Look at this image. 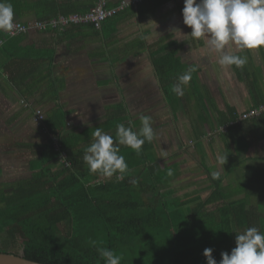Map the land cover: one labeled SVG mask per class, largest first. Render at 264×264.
<instances>
[{"label":"crops","instance_id":"crops-1","mask_svg":"<svg viewBox=\"0 0 264 264\" xmlns=\"http://www.w3.org/2000/svg\"><path fill=\"white\" fill-rule=\"evenodd\" d=\"M120 1L112 0L111 5ZM4 2L13 6V22L28 24L87 13L98 0ZM183 6L184 0H141L128 6L115 25L107 23L100 34L89 27L64 32L33 30L15 39L0 32L4 35L0 37V122L7 119L9 134L14 135L10 137L16 140V149L0 153V185L31 180L39 168L31 163L38 160L41 143L19 144V140L33 139L32 133L21 137L13 129L34 117L35 109L43 111L44 121L53 110L62 108L70 125L67 134L109 125L112 129L105 133L114 136L115 142L118 124L137 131L139 117H151L150 105L159 104L173 118L171 129L163 130L166 139L162 146L167 147L163 153L157 150L159 133L153 128L152 156L162 167L178 165L172 188L182 197L199 195L205 200L213 189L212 174L217 173L225 202H240L248 212L240 216V230L232 225L227 234L236 239V233L253 226L264 232V112L230 127L221 126L230 112L239 116L264 105V46L243 52L233 46L235 54L247 57L246 65L221 67L218 54L204 40L188 35L191 29L183 23ZM175 29L188 36L175 39L179 35L173 33ZM173 50L183 64L198 72L196 88L182 87L178 78L184 72L172 77L170 83L183 92L175 95L177 101L165 96L152 64L153 58ZM4 156L12 169L1 167ZM217 203L218 220L228 224V213H222L226 211L224 201ZM62 225L66 227L59 225L63 232Z\"/></svg>","mask_w":264,"mask_h":264},{"label":"trees","instance_id":"trees-1","mask_svg":"<svg viewBox=\"0 0 264 264\" xmlns=\"http://www.w3.org/2000/svg\"><path fill=\"white\" fill-rule=\"evenodd\" d=\"M128 8L116 11L100 28L90 24L73 27H89L100 34L107 23L115 25ZM2 50L6 52L4 47ZM18 56L9 55L23 58ZM152 64L165 96L171 97L177 95L172 77L194 68L179 60L177 50L153 58ZM197 79L195 69L188 86L196 88ZM239 118L230 112L221 126L230 127ZM69 126L62 108L48 114L41 125L46 139L38 145V160L31 163L39 167L32 179L0 185V233H7L5 240L14 246L23 239V258L41 264H105L97 252V247H104L129 250L133 258L136 252L139 264H207L203 252L212 248L219 264L222 252L231 253L235 238L227 233L232 232V225L239 231L240 216L248 212L240 202H225L219 178L211 179L213 189L205 200L199 195H178V189L172 188L178 165L162 167L152 156V141L145 142L139 155L119 146L128 171L122 178L116 174L101 180L100 174L89 172L82 155L94 141L96 128L67 134ZM108 126L99 128L105 133L112 129ZM220 199L228 224L218 220ZM60 224L65 225L66 233L59 229ZM0 253L9 251L5 248Z\"/></svg>","mask_w":264,"mask_h":264},{"label":"clouds","instance_id":"clouds-1","mask_svg":"<svg viewBox=\"0 0 264 264\" xmlns=\"http://www.w3.org/2000/svg\"><path fill=\"white\" fill-rule=\"evenodd\" d=\"M182 16L183 23L191 29L188 35L196 40H204L209 49L218 54L221 67L243 68L246 65L247 57L235 54L233 46L240 52L264 46V0H184ZM13 21L12 4L0 0V32L11 33ZM173 33H179L174 37L177 40L188 36L180 29H175ZM192 71L195 68L178 79L187 84ZM173 91L183 94L179 85ZM139 120L141 126L137 131L123 123L118 124L115 142L101 128L95 129L92 133L94 141L83 155L90 173L105 177L118 174L120 178L123 177L128 171V164L120 154L119 145L129 147L139 155L145 142L150 143L154 139L151 117L140 116ZM222 162L226 163V158ZM212 178L217 179L218 174L213 173ZM92 243L95 245L94 241ZM235 244L230 254L221 253L219 264H264V232L257 227H249L243 233H236ZM97 252L105 264H121L122 257L113 250L97 247ZM212 253V248L204 249L207 264H217Z\"/></svg>","mask_w":264,"mask_h":264},{"label":"rangeland","instance_id":"rangeland-1","mask_svg":"<svg viewBox=\"0 0 264 264\" xmlns=\"http://www.w3.org/2000/svg\"><path fill=\"white\" fill-rule=\"evenodd\" d=\"M156 100L158 101V99H156ZM150 106L152 107V108H150L151 118L153 120L152 126H153V128L155 127L157 130L156 132L159 133V136H156V138H159L157 140V143L159 145H161V146H159V148H157V150L160 154V153H163L164 150H167V147L162 146V143H164L163 138L166 139L165 134L163 133V130L166 127H169L171 129L170 121H171V118H173V116H172V113H170V114L167 113L166 109L161 110L159 104H153ZM37 112L44 114L40 108L35 109V116L34 117L33 116L28 117L27 122L20 123V124L16 125L15 127H13L15 132H17L18 134H21L20 135L21 137H25V135H29L30 133H32L31 137L33 139L19 140L20 142L17 141V143H19V144H24V143L38 144V143L44 142V139L46 137L44 132L42 131V129L40 128V125H38V123H34L35 119H36L35 117H36ZM147 112H149V109L147 110ZM1 120H2L3 124L0 122V131H1L0 132V153L2 154L5 151L7 152V151H12L13 149H16V146H15L16 140L14 141L12 139L14 137H10V136H14V135L9 134V132L11 131V128L5 124L7 119L3 118ZM157 133H156V135H157ZM5 136L8 138L7 140H4ZM17 148L21 149L20 146H17ZM34 156H35V154H34ZM1 167H4V169H8V170L12 169L11 164H10V159L6 158V156H4L2 159ZM6 175L8 176L9 174L7 173ZM15 177H17V176H15ZM104 178L105 177H101L100 179L101 180L108 179V178H106V179H104ZM8 179L9 178L5 177V180H8ZM180 192H182V191H180ZM182 194H183V192H182ZM61 228L63 230V233H65L66 229L63 227V225ZM6 236H7V233H5L4 231L0 233V251L4 250L6 248L9 251V253H17L18 256H22L23 255V247H24L23 239L19 238L17 240L16 245L14 246L13 244H10L5 240ZM122 250H123V252L121 250L114 251L117 255H120L122 257L121 264H139L136 252H135V258H133L132 257L133 254L131 251L124 250V249H122Z\"/></svg>","mask_w":264,"mask_h":264},{"label":"built area","instance_id":"built-area-1","mask_svg":"<svg viewBox=\"0 0 264 264\" xmlns=\"http://www.w3.org/2000/svg\"><path fill=\"white\" fill-rule=\"evenodd\" d=\"M111 1L112 0H98L96 6L84 14L74 13L69 16H58L50 20L36 21L28 24L14 22L13 31L11 33H6V35L13 38L17 35L27 34L33 30H53L57 32H64L73 26L86 24H90L95 28H100L101 23L111 17L116 11L130 5H134L141 0H121L120 3L117 4V7L109 8L108 4L111 3ZM262 112H264V105L251 109L247 112H243L240 114L239 120L244 121L250 118H255ZM35 118V122L39 124L43 121V114L37 112ZM56 147H58L57 144ZM63 159H65L64 155Z\"/></svg>","mask_w":264,"mask_h":264},{"label":"water","instance_id":"water-1","mask_svg":"<svg viewBox=\"0 0 264 264\" xmlns=\"http://www.w3.org/2000/svg\"><path fill=\"white\" fill-rule=\"evenodd\" d=\"M0 264H41L12 253H0Z\"/></svg>","mask_w":264,"mask_h":264}]
</instances>
